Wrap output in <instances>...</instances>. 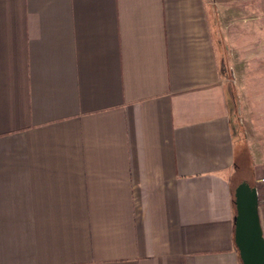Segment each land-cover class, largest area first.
I'll list each match as a JSON object with an SVG mask.
<instances>
[{
    "label": "crops",
    "instance_id": "1",
    "mask_svg": "<svg viewBox=\"0 0 264 264\" xmlns=\"http://www.w3.org/2000/svg\"><path fill=\"white\" fill-rule=\"evenodd\" d=\"M262 25L264 0H0V264H240Z\"/></svg>",
    "mask_w": 264,
    "mask_h": 264
},
{
    "label": "water",
    "instance_id": "2",
    "mask_svg": "<svg viewBox=\"0 0 264 264\" xmlns=\"http://www.w3.org/2000/svg\"><path fill=\"white\" fill-rule=\"evenodd\" d=\"M233 242L240 264H264V236L258 213L256 188L246 180L233 190Z\"/></svg>",
    "mask_w": 264,
    "mask_h": 264
},
{
    "label": "rangeland",
    "instance_id": "3",
    "mask_svg": "<svg viewBox=\"0 0 264 264\" xmlns=\"http://www.w3.org/2000/svg\"><path fill=\"white\" fill-rule=\"evenodd\" d=\"M262 27L264 26L262 25ZM227 78H228V84L231 85L230 81H232V77H227ZM233 94L236 96V92H234ZM241 131L239 133H241V135L243 136V133ZM259 148L264 149V146L259 147ZM237 158L240 159L239 155ZM257 164L260 168H258L259 170L256 175L254 174L253 176L250 175V168L248 166H246V170L240 171L239 174L235 173L234 178H233L234 184H232V186H234L238 181L240 182L242 180L247 179L249 180L250 185L256 188L257 196H258V212H259L260 221H261L263 234H264V184L259 183V180L261 178H264V157L258 160Z\"/></svg>",
    "mask_w": 264,
    "mask_h": 264
},
{
    "label": "trees",
    "instance_id": "4",
    "mask_svg": "<svg viewBox=\"0 0 264 264\" xmlns=\"http://www.w3.org/2000/svg\"><path fill=\"white\" fill-rule=\"evenodd\" d=\"M236 174H239L240 172H239V167H237V170H236V172H235ZM248 183H250L249 182V180H247V179H245ZM239 183V181L234 185V186H232V189H234V187L237 185ZM232 184H234V179H232Z\"/></svg>",
    "mask_w": 264,
    "mask_h": 264
},
{
    "label": "built area",
    "instance_id": "5",
    "mask_svg": "<svg viewBox=\"0 0 264 264\" xmlns=\"http://www.w3.org/2000/svg\"><path fill=\"white\" fill-rule=\"evenodd\" d=\"M259 183L264 184V178H261V179L259 180Z\"/></svg>",
    "mask_w": 264,
    "mask_h": 264
}]
</instances>
